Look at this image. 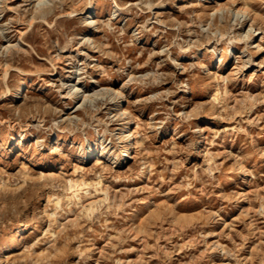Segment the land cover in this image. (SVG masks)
<instances>
[{
    "label": "rangeland",
    "instance_id": "374dc122",
    "mask_svg": "<svg viewBox=\"0 0 264 264\" xmlns=\"http://www.w3.org/2000/svg\"><path fill=\"white\" fill-rule=\"evenodd\" d=\"M222 2L0 0V264H264V0Z\"/></svg>",
    "mask_w": 264,
    "mask_h": 264
},
{
    "label": "bare ground",
    "instance_id": "6f19581e",
    "mask_svg": "<svg viewBox=\"0 0 264 264\" xmlns=\"http://www.w3.org/2000/svg\"><path fill=\"white\" fill-rule=\"evenodd\" d=\"M38 1V4L41 5V4H44V3H47L48 0H37ZM115 1V0H114ZM220 3H221V6L219 7L220 9L224 8V6H227L225 5L222 0H219ZM232 9V8H231ZM236 9V8H235ZM236 12V11H235ZM237 13H241V14H244V15H248L249 14V11L248 9L244 8V7H238L237 9ZM85 23L89 26V28H87L86 30V39L87 40H90L92 37L89 35L90 33L93 32L92 28L94 27L95 23H96V20L94 17H90V14L86 13L85 14ZM253 27V23H251L250 25V28ZM189 45V44H188ZM257 46H258V50L261 49V44L260 43H257ZM229 49V48H228ZM242 52V51H241ZM195 57V56H194ZM8 71V70H7ZM20 87L15 91L16 93V96L17 97H22V95L20 94L21 91H23L25 89V87L27 86L25 83H21L19 84ZM8 86V85H7ZM74 88L76 89V91L78 93L81 92V94L86 97V96H89V95H92L90 93H87L85 89L82 88V86H79L77 85V82H75L73 84ZM116 88V87H115ZM114 88V89H115ZM9 91V89H8ZM7 91V92H8ZM120 93V91H118ZM97 96V95H95ZM94 96V98H95ZM120 96L122 97V100L124 98V94L121 93ZM92 99V98H91ZM119 101V100H118ZM121 105H119L118 107H120ZM74 112V111H73ZM120 112L122 114H125L127 112V109L126 107H120ZM68 114V113H67ZM69 117L71 116V114L68 115ZM127 130L126 134L124 133V131ZM118 132H119V136L120 137H123V135H126V138L125 140L128 141V147L126 148V150H124V152H122V154H113V155H110L114 161H119V162H124L126 161L128 158L126 157H132V153H131V147H132V144H133V139H132V136H133V132L131 131V122L127 119L124 120L123 123H121V125L118 127ZM215 135V134H214ZM59 141L58 140H55L54 143H58ZM204 143V142H203ZM193 145V144H192ZM95 146L93 144H90L88 146V155L92 154L95 152ZM56 171V170H55Z\"/></svg>",
    "mask_w": 264,
    "mask_h": 264
}]
</instances>
